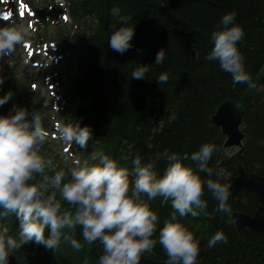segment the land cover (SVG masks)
<instances>
[{
	"label": "trees",
	"instance_id": "obj_1",
	"mask_svg": "<svg viewBox=\"0 0 264 264\" xmlns=\"http://www.w3.org/2000/svg\"><path fill=\"white\" fill-rule=\"evenodd\" d=\"M67 1L74 20L85 30L71 45L59 34L62 48L70 50L71 57L58 71L55 83L70 99L66 120L73 124L79 121L81 127L92 129L89 140L97 143L93 152L102 150L131 169L137 155L142 162L165 150L190 156L202 144L212 143L218 151L211 157L209 167L214 173L222 171L220 182L230 185L238 166L249 174H264V0ZM231 11L237 13L236 22L245 31L238 47L256 88L234 83L218 62L204 59L212 47L211 33L219 27L221 17ZM87 16L94 18L92 25L83 23ZM122 17H130V24L135 25L133 47L123 55L108 47L112 32L125 26ZM161 48L166 49L167 58L163 64L155 65ZM138 63L149 66L145 79H131V71ZM163 72L170 74L169 81L159 84L156 78ZM17 83L6 81L2 92H13ZM229 100L245 111L244 151L238 150L233 156L224 149L226 138L221 129L211 121L219 106ZM46 154L52 157L50 152ZM185 163L194 167L190 160ZM166 165V160L161 159L158 170L162 172ZM59 168L68 171L62 164L56 170ZM201 176L217 179L215 174ZM202 199L207 209L197 215L198 219L179 217L200 239L199 264H264V236L238 230L232 217H222L216 211L217 202L207 191ZM244 199L242 193L230 195L228 203L233 213L255 214L260 205L258 196L250 194L246 206ZM150 204L161 224L170 218V202L162 205L157 198ZM217 231L228 237L227 242L209 247L208 241ZM48 234L46 228L45 235ZM76 238H81L80 229ZM101 254L98 242L80 251L62 242L55 252L26 243L10 255L9 264H84L85 258L89 264H97ZM166 259L158 244L144 254L140 264H165Z\"/></svg>",
	"mask_w": 264,
	"mask_h": 264
},
{
	"label": "clouds",
	"instance_id": "obj_2",
	"mask_svg": "<svg viewBox=\"0 0 264 264\" xmlns=\"http://www.w3.org/2000/svg\"><path fill=\"white\" fill-rule=\"evenodd\" d=\"M130 20L122 17L125 26L114 30L108 41V47L121 55L133 47L135 25ZM236 20L235 11L221 17L219 27L211 33L212 47L204 59L218 62L234 83L256 88L238 47L245 31ZM31 35V28L23 24L0 25V58L27 44ZM166 58L167 51L161 48L154 64L161 65ZM199 58L196 53V59ZM148 73L149 66L138 63L131 71V79H145ZM169 75L163 72L156 81L165 84ZM4 82L0 77V88ZM11 98L10 92L0 96V107ZM49 135L39 112L30 114L26 108L14 105L9 114L0 115V264H9L10 255L26 243L55 252L62 242H68L77 251L98 242L102 254L97 264H140L144 254L158 244L167 257L165 264H199L200 239L179 217L189 213L195 216L194 208L205 211L207 202L202 197L206 191L217 202L216 211L222 217L233 215L228 203L230 186L220 182L222 171L214 173L209 167L211 157L218 151L212 143L202 144L190 156L165 150L142 162L137 155L131 169L102 150L95 151L89 160L76 159L65 171L56 170L53 158L43 151ZM57 136L65 144L74 143L83 149L92 129L87 125L81 127L79 121L61 123ZM161 159L167 162L162 172L157 167ZM186 160L193 162L194 167ZM202 173L207 177L215 174L217 179L202 178ZM38 175L42 176L39 182ZM157 198L162 205L170 202L173 209L162 224L150 204ZM13 214L19 221L16 234H10L6 222ZM77 229L80 239L76 238ZM227 239L222 231H217L208 246L226 243ZM84 264H89L87 258Z\"/></svg>",
	"mask_w": 264,
	"mask_h": 264
},
{
	"label": "water",
	"instance_id": "obj_3",
	"mask_svg": "<svg viewBox=\"0 0 264 264\" xmlns=\"http://www.w3.org/2000/svg\"><path fill=\"white\" fill-rule=\"evenodd\" d=\"M245 111L239 108L235 101L229 100L223 103L212 118V123L222 129L223 135L227 137L225 148L237 147L241 152L244 150L243 141L245 134L241 130ZM233 195L243 191L247 196L249 192L258 194L261 206L254 216L245 213H234L233 219L238 229L252 230L264 235V174L259 176L246 172L243 166L238 167V176L230 186Z\"/></svg>",
	"mask_w": 264,
	"mask_h": 264
},
{
	"label": "rangeland",
	"instance_id": "obj_4",
	"mask_svg": "<svg viewBox=\"0 0 264 264\" xmlns=\"http://www.w3.org/2000/svg\"><path fill=\"white\" fill-rule=\"evenodd\" d=\"M14 11H16L17 12V7L15 6L14 7ZM17 14V13H16ZM11 22H15L16 24H23V25H26V26H30V24L31 23H33L34 22V19H33V14L32 13H29L28 14V17H27V19L26 20H20V19H16V21L15 20H13V21H11ZM10 22V23H11ZM34 24H35V22H34ZM36 25V24H35ZM38 25H40V24H38ZM19 48L20 47H18L17 49H16V53H19ZM52 55H53V53H54V51H51L50 52ZM24 60H22L23 62L22 63H20V64H17V62H16V58H17V56H13V57H11L10 55L9 56H5L4 58H0V71H2L3 69H4V67H3V65H7L9 68H11V69H13V70H18V71H22V72H24V73H29V74H39L40 75V78L42 79L44 76H46L47 74H49L50 73V68H49V65H48V62H47V64L45 65V66H43V67H35V66H33L32 65V62L34 61V59L35 58H33V59H30L29 58V60H31V62H29L28 60H26L25 59V57L27 58V55H26V53L25 52H22V55H20ZM64 58H65V56H64ZM37 61H40L39 63L40 64H42L43 65V61H44V58H41L40 57V59H37ZM28 65H30L29 67H28ZM41 79H40V84H39V88H41V91L43 90V85H42V83H41ZM47 96V95H46ZM49 98H47V100H48ZM49 101H50V99H49ZM52 115H55L54 113H52ZM59 151H60V149H59ZM237 152V150H228L227 151V154L229 155V156H233L235 153ZM60 153H62V151L60 152ZM64 155V154H63ZM65 156V158H67V164H69L70 165V162H71V160L73 159L72 157H70V156H67L66 154L64 155Z\"/></svg>",
	"mask_w": 264,
	"mask_h": 264
},
{
	"label": "snow or ice",
	"instance_id": "obj_5",
	"mask_svg": "<svg viewBox=\"0 0 264 264\" xmlns=\"http://www.w3.org/2000/svg\"><path fill=\"white\" fill-rule=\"evenodd\" d=\"M5 19H7V17H5Z\"/></svg>",
	"mask_w": 264,
	"mask_h": 264
}]
</instances>
